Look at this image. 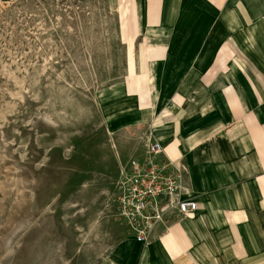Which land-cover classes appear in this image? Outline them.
Listing matches in <instances>:
<instances>
[{
    "label": "crops",
    "instance_id": "1",
    "mask_svg": "<svg viewBox=\"0 0 264 264\" xmlns=\"http://www.w3.org/2000/svg\"><path fill=\"white\" fill-rule=\"evenodd\" d=\"M134 68L116 129L180 163L199 209L138 243L107 222L89 264H264V0H105ZM105 242V243H106Z\"/></svg>",
    "mask_w": 264,
    "mask_h": 264
},
{
    "label": "rangeland",
    "instance_id": "2",
    "mask_svg": "<svg viewBox=\"0 0 264 264\" xmlns=\"http://www.w3.org/2000/svg\"><path fill=\"white\" fill-rule=\"evenodd\" d=\"M105 0H0V264H89L142 136L113 104L134 68ZM106 242V243H105Z\"/></svg>",
    "mask_w": 264,
    "mask_h": 264
},
{
    "label": "built area",
    "instance_id": "3",
    "mask_svg": "<svg viewBox=\"0 0 264 264\" xmlns=\"http://www.w3.org/2000/svg\"><path fill=\"white\" fill-rule=\"evenodd\" d=\"M143 157L130 159L117 184L114 204L117 218L143 245L157 228L166 226L174 215L192 217L198 209L184 183V167L165 156L162 145L150 139Z\"/></svg>",
    "mask_w": 264,
    "mask_h": 264
}]
</instances>
